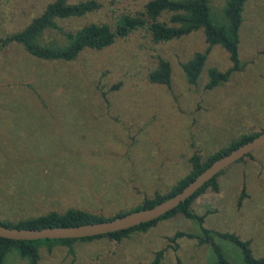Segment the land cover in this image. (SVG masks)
<instances>
[{
	"label": "rangeland",
	"instance_id": "1",
	"mask_svg": "<svg viewBox=\"0 0 264 264\" xmlns=\"http://www.w3.org/2000/svg\"><path fill=\"white\" fill-rule=\"evenodd\" d=\"M51 0H1L0 38L22 29ZM80 0H69L77 2ZM99 10L84 17L56 19L64 30L85 23H113L140 10L147 0H98ZM225 0H210L214 13ZM48 29L41 43L64 39ZM206 47L202 29L179 39L153 43L138 30L101 50H85L72 61L43 60L18 44L0 50V219L17 221L51 209L79 207L104 215L166 193L190 168V157L205 159L242 133L264 128V0H248L239 47L245 66L213 89H204L208 67L225 70L230 61L212 46L197 85L181 67ZM157 55L172 65V90L151 84L147 73ZM119 84L118 88L110 89ZM192 203L206 213L204 225L251 240L264 256V145L236 162ZM246 192L240 207L237 200ZM197 233V222L176 214L146 232L116 242L108 238L75 241V256L55 245L39 247L40 264H139L164 248L161 264H212L209 245L182 237ZM235 264L239 249L216 237ZM8 264H27L17 253Z\"/></svg>",
	"mask_w": 264,
	"mask_h": 264
},
{
	"label": "trees",
	"instance_id": "2",
	"mask_svg": "<svg viewBox=\"0 0 264 264\" xmlns=\"http://www.w3.org/2000/svg\"><path fill=\"white\" fill-rule=\"evenodd\" d=\"M247 1L225 0L221 12H213L212 14L210 0H147L140 10L122 13L113 23L91 21L83 24L76 30L67 31L57 24L56 19L84 17L99 10L101 3L98 0H80L77 2L51 0L43 11L38 16L32 18L22 29L1 37L0 50L5 46L18 44L28 54L38 59L72 61L85 50H101L112 46L118 39H125L131 33L138 30L147 31L153 43H162L179 39L202 29L206 47L203 50L195 51L186 61L181 63V67L187 82L190 85H197L212 46L220 45L228 54L230 65L225 70H220L215 66L207 68V81L204 84V89L209 90L227 82L235 71H241L245 66L244 62L240 59L239 47ZM48 29L57 30L62 34L61 36L64 39H54L41 43L39 37L42 32ZM147 80L151 84L164 86L168 91L172 90V65L170 61L161 55H157L156 65L148 71ZM118 85H112L110 89L116 90ZM262 130L240 134L237 138L214 151L205 159H202L198 153L192 154L189 159V170L166 193L156 192L151 198L144 197L142 198V202L136 206L108 215L79 207H66L60 211L51 209L43 214L24 217L17 221L0 219V224L8 227L31 229L74 226L111 220L130 212L152 207L182 190L184 186L198 176L214 160L242 143L251 140ZM254 152L255 150L236 162H242L246 158L252 157ZM226 169L219 172L171 211L154 220L127 229L102 235L67 239L13 240L0 237V264H8L7 256H10L12 253H17L21 258L26 259L27 264H40L39 247L41 245H44L48 252H51L55 245L65 246L67 248V255L74 258L75 251L73 244L75 241L108 238L109 240L120 242L128 238L133 232H146L159 221L168 219L176 214H181L185 218L197 222L200 226V231L191 233L177 230L170 238L172 242L175 243L182 237L196 239L198 244L209 245L212 249L215 258L212 264H235L227 256L223 247L215 241V238L218 237L239 249L244 264H264V256H256L253 253L250 239L243 238L235 232L217 231L206 227L204 225L206 213L198 214L192 208L193 201L207 189L218 191V178ZM245 197L246 192L244 190L237 200L238 207L241 206ZM164 250V248L157 249L149 261L139 262V264H161ZM177 264L183 263L178 259Z\"/></svg>",
	"mask_w": 264,
	"mask_h": 264
},
{
	"label": "water",
	"instance_id": "3",
	"mask_svg": "<svg viewBox=\"0 0 264 264\" xmlns=\"http://www.w3.org/2000/svg\"><path fill=\"white\" fill-rule=\"evenodd\" d=\"M264 145V129L251 140L242 143L230 152L214 160L198 176L171 197L153 205L94 223L74 226H53L39 229L8 227L0 224V237L13 240L67 239L107 234L154 220L184 202L219 172Z\"/></svg>",
	"mask_w": 264,
	"mask_h": 264
}]
</instances>
